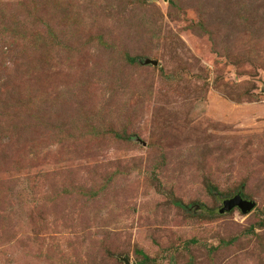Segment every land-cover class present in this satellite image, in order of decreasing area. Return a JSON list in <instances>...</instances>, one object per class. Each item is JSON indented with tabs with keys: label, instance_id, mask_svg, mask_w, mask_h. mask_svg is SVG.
<instances>
[{
	"label": "rangeland",
	"instance_id": "rangeland-1",
	"mask_svg": "<svg viewBox=\"0 0 264 264\" xmlns=\"http://www.w3.org/2000/svg\"><path fill=\"white\" fill-rule=\"evenodd\" d=\"M122 257L264 264V0H0V264Z\"/></svg>",
	"mask_w": 264,
	"mask_h": 264
},
{
	"label": "water",
	"instance_id": "water-1",
	"mask_svg": "<svg viewBox=\"0 0 264 264\" xmlns=\"http://www.w3.org/2000/svg\"><path fill=\"white\" fill-rule=\"evenodd\" d=\"M254 206V201L241 197L240 194L236 193L231 197L224 198L222 200V206L219 207V212L230 210L233 207H238L241 212L245 213ZM124 264H136L129 261L128 258L122 257Z\"/></svg>",
	"mask_w": 264,
	"mask_h": 264
}]
</instances>
